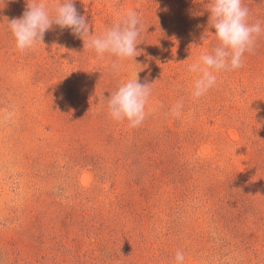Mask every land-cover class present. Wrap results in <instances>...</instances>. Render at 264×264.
Returning <instances> with one entry per match:
<instances>
[{
  "label": "rangeland",
  "instance_id": "rangeland-1",
  "mask_svg": "<svg viewBox=\"0 0 264 264\" xmlns=\"http://www.w3.org/2000/svg\"><path fill=\"white\" fill-rule=\"evenodd\" d=\"M243 4L264 26V0ZM74 5L93 35L136 10L142 41L118 70L55 24L22 52L27 0H0V264H264V33L194 99L209 0ZM136 74L152 94L131 128L106 99Z\"/></svg>",
  "mask_w": 264,
  "mask_h": 264
},
{
  "label": "clouds",
  "instance_id": "clouds-1",
  "mask_svg": "<svg viewBox=\"0 0 264 264\" xmlns=\"http://www.w3.org/2000/svg\"><path fill=\"white\" fill-rule=\"evenodd\" d=\"M210 27L215 29L217 45L210 52L201 54L188 65L195 74L191 95L198 99L217 83V73L233 71L243 66L245 53L253 51L256 39L264 33L260 21L249 23V9L243 0H209ZM53 24L83 39L84 49L93 51L98 57H115L111 67L118 70L120 61L134 59L137 45L142 41L143 20L136 10L127 9L117 13L113 22L99 35L90 34V26L74 5V0H27V9L20 18L8 21V29L20 51L32 49L43 41L45 33ZM138 74V73H137ZM122 81L107 100L109 116L116 120H127L128 126H140L146 118V106L152 94V83H140L138 75ZM183 104L172 108L174 116H180ZM183 252L177 251L176 264H183Z\"/></svg>",
  "mask_w": 264,
  "mask_h": 264
},
{
  "label": "trees",
  "instance_id": "trees-1",
  "mask_svg": "<svg viewBox=\"0 0 264 264\" xmlns=\"http://www.w3.org/2000/svg\"><path fill=\"white\" fill-rule=\"evenodd\" d=\"M256 155H258V154H256Z\"/></svg>",
  "mask_w": 264,
  "mask_h": 264
}]
</instances>
